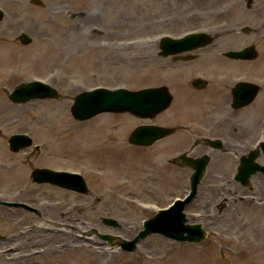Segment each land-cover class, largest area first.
<instances>
[{
  "label": "rangeland",
  "instance_id": "obj_1",
  "mask_svg": "<svg viewBox=\"0 0 264 264\" xmlns=\"http://www.w3.org/2000/svg\"><path fill=\"white\" fill-rule=\"evenodd\" d=\"M41 1L0 0V201L39 211L0 203V264H264V203L233 193L221 208L220 182L209 180L220 159H212L186 207L189 221L208 231L203 241L153 234L133 252L123 251L122 239H132L144 220L185 196L189 170L174 168L171 177L155 161L154 148L126 146V135L145 120L102 113L78 121L70 110L79 93L98 86L156 85V42L163 34L206 31L215 37L208 49L220 50L222 39L226 49L249 43L264 54V0ZM244 26L251 33L239 32ZM20 33L32 42L22 43ZM33 80L49 83L64 98L12 102L13 89ZM17 133L29 134L34 145L12 151L8 140ZM41 167L82 174L89 192L32 181ZM260 176L252 177L251 195ZM225 186V193L233 188ZM103 234L114 236L115 244Z\"/></svg>",
  "mask_w": 264,
  "mask_h": 264
},
{
  "label": "flooded vegetation",
  "instance_id": "obj_2",
  "mask_svg": "<svg viewBox=\"0 0 264 264\" xmlns=\"http://www.w3.org/2000/svg\"><path fill=\"white\" fill-rule=\"evenodd\" d=\"M247 7H254L251 1ZM239 32L248 35L251 29ZM251 45L254 44L246 43L239 48L226 49L220 39V50L208 49L209 45L190 52L162 56L161 43L158 41L156 53L160 63L155 65L157 83L153 86L168 88L172 97L169 108L153 119L141 118L132 113H110L128 114L146 121L136 124L126 135V146L133 149L154 148L155 161L159 166H164L171 177L174 176L173 169L177 167L189 170V182L193 174L191 167L174 161L178 155L185 154L191 160L208 156L207 169L212 159H220V167L209 180L220 182L221 208L225 204L224 197H231L233 193L242 194V199L252 196L264 203V170L252 174L248 185L238 178L241 167L253 162L264 167L263 49L254 45L251 50L254 53L241 58L228 54ZM173 106L174 111L166 114ZM143 124L169 128L171 132L149 146L131 143L132 131ZM35 149L39 151L40 147L35 145ZM211 151L213 153L210 157ZM252 153L255 155L254 160ZM257 174L262 176L256 188L257 193L251 195L254 187L252 177ZM225 184L233 186L227 193Z\"/></svg>",
  "mask_w": 264,
  "mask_h": 264
},
{
  "label": "water",
  "instance_id": "obj_3",
  "mask_svg": "<svg viewBox=\"0 0 264 264\" xmlns=\"http://www.w3.org/2000/svg\"><path fill=\"white\" fill-rule=\"evenodd\" d=\"M36 4H42L41 0H33ZM0 10V19L2 18ZM243 30H247L244 27ZM20 40L24 44L32 42V37L26 33H21ZM214 36L205 31L187 33L179 38L165 35L161 40L162 56L194 50L199 47L209 45L213 42ZM254 46H249L242 51H230V56L237 58L250 56L254 53ZM40 98H63L56 89L42 81H30L20 84L11 94L10 99L14 103H25L33 99ZM171 102V95L167 87H151L139 90H130L124 87L110 89L99 87L93 90H86L78 94L71 107L73 116L78 120H87L103 112H131L135 115L153 118L158 113L168 108ZM171 132V130L157 127L155 125L139 126L131 134L130 141L139 145H150L158 138ZM1 134V131H0ZM10 147L14 151H19L32 144V138L27 134H15L9 140ZM254 153L252 159L254 160ZM182 164L191 166L195 173L191 178V192L185 200H177L175 204L166 210H160L150 219L145 220L143 229L131 240H122L120 246L124 251L133 252L140 241L153 234H160L166 238L188 243H199L207 237V231L201 224H189L186 213V205L191 202L197 194L198 185L206 170L209 157L191 160L185 156L175 159ZM264 170V167L253 162L251 165L241 167L238 178L244 184H248V179L252 174ZM32 179L38 183H51L61 187L75 190L80 193H87L88 186L84 177L79 173L55 171L48 168H38L33 171ZM4 205L21 206L31 211H36L24 203H7ZM108 225L119 227L118 221L110 218H103ZM100 237L113 244V236L103 234ZM2 236L0 235V239Z\"/></svg>",
  "mask_w": 264,
  "mask_h": 264
},
{
  "label": "bare ground",
  "instance_id": "obj_4",
  "mask_svg": "<svg viewBox=\"0 0 264 264\" xmlns=\"http://www.w3.org/2000/svg\"><path fill=\"white\" fill-rule=\"evenodd\" d=\"M50 231H53V230H50ZM56 231H57V233H63L65 236H66V235L71 236V233L65 232V231H63L62 229H59V230H56ZM77 240H78V238H77ZM81 244H82V243H81Z\"/></svg>",
  "mask_w": 264,
  "mask_h": 264
}]
</instances>
